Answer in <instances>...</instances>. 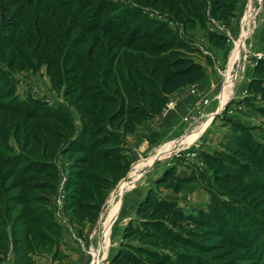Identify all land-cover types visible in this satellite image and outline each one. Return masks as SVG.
<instances>
[{"label":"rangeland","instance_id":"1","mask_svg":"<svg viewBox=\"0 0 264 264\" xmlns=\"http://www.w3.org/2000/svg\"><path fill=\"white\" fill-rule=\"evenodd\" d=\"M106 1L138 11L133 30L149 20L143 29L160 33L129 47L65 12L0 0V264H113L127 250L140 264H264V116L248 105L264 0ZM212 31L224 47L210 44ZM180 59L203 76L162 105L161 82ZM133 102L144 122L108 143L106 132L139 120ZM201 152L232 158L212 168ZM173 167L181 178L203 170L208 189L157 184ZM150 191L185 220L152 208L138 216ZM130 222L175 227L190 244L154 230L126 240Z\"/></svg>","mask_w":264,"mask_h":264},{"label":"trees","instance_id":"2","mask_svg":"<svg viewBox=\"0 0 264 264\" xmlns=\"http://www.w3.org/2000/svg\"><path fill=\"white\" fill-rule=\"evenodd\" d=\"M18 5H22L24 7H50L52 9L59 10L60 12H65L70 15L77 25L83 27L87 30H96L102 29L105 33L111 34L112 36L117 35L118 39H124V43L129 47L134 44L137 40L150 39L153 37L156 32L161 31L160 26H156V29L153 32H150V29L145 28L146 25H150L152 21L144 22V25L140 22L141 27L139 25L134 27V30L128 26H130V21L138 15V11L130 8L124 10L123 7L120 6V3H114L106 0H18ZM114 12L113 16L110 18L104 17V15H108V13ZM118 18V22H122L121 26L116 24H111V22ZM105 19V20H104ZM131 31L129 35L125 34L126 28ZM123 28V29H122ZM123 31V32H121ZM220 32L212 31L209 36L210 44H213L215 47H224L226 38L224 35L219 34ZM126 38V39H125ZM158 50V49H157ZM157 52V51H156ZM155 54V53H152ZM255 69L254 76L249 86V94L252 97L248 100V105L250 107H255L257 112L264 116V58L257 59L255 61ZM173 68L170 73L162 80L160 85V91L163 96L162 105H165L168 98L175 94L179 89L195 84L200 80L203 76L204 68L202 65L196 64L188 59H180L172 63ZM259 99L263 106L260 104L255 106L254 102ZM132 102V100H131ZM131 115L137 116L139 120L136 123L131 125V128L127 127L123 134H118L116 132H106L105 139L108 143L111 141L116 145H122L125 141L123 140L128 135H132L136 132L137 128L142 125L144 122V114L143 109L141 107H137L135 103H132L131 106ZM139 112V113H138ZM237 125V126H236ZM234 126L238 127L241 124H236ZM128 126V125H127ZM239 128V127H238ZM242 131V135L240 137L239 147H241L245 152L252 150V146L255 145L254 140L251 139L249 133L242 127L240 128ZM242 142V143H241ZM200 159L203 164L212 167V168H221L224 169L227 167V160L230 156L224 154L223 152H216L214 154H208L206 152L200 153ZM207 174L201 170V172L191 174L190 177L181 178L180 176H175V167L169 169L165 172L162 179L157 181V184H167L172 179L191 184V183H200L204 186L205 182L209 186V182L207 181ZM206 189L207 186L205 185ZM150 208L154 210H158V212L162 215H171L174 218H178L181 221L185 220L183 212L176 205H173L167 201H164L162 198H159L154 194L153 191H150L146 199L142 202L138 209V216H142L144 213L150 210ZM186 218V217H185ZM192 218V217H191ZM178 220L174 223L176 227H181L182 222ZM34 221V220H33ZM37 222V221H35ZM154 230L155 232L165 233L170 239L173 241L183 243L185 245L190 244L188 240H186L183 233L177 232L176 228L170 229L157 224H146V222H142L138 225V227L134 226L133 222H130L129 226L126 228L124 237L126 240L129 238H134L138 234H144L147 237H152L150 235V231ZM146 251V250H145ZM124 253V254H123ZM147 256L155 257L156 260H160L161 257L156 255L153 252H143ZM136 256L132 254L131 251L121 252L119 257H116L113 260V264H123L128 261H136L137 264H140V260L135 259Z\"/></svg>","mask_w":264,"mask_h":264},{"label":"crops","instance_id":"3","mask_svg":"<svg viewBox=\"0 0 264 264\" xmlns=\"http://www.w3.org/2000/svg\"><path fill=\"white\" fill-rule=\"evenodd\" d=\"M251 30H252V29H249L248 31H246V32L243 34V39L248 38V36L252 33ZM243 39H242V41H243ZM235 52H236V51H235Z\"/></svg>","mask_w":264,"mask_h":264}]
</instances>
